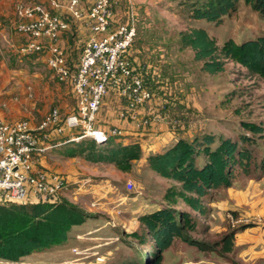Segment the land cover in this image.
<instances>
[{
    "label": "rangeland",
    "instance_id": "1",
    "mask_svg": "<svg viewBox=\"0 0 264 264\" xmlns=\"http://www.w3.org/2000/svg\"><path fill=\"white\" fill-rule=\"evenodd\" d=\"M132 1L136 13L134 17L135 20H138L141 32L150 33L149 36L153 34L154 36L150 38V40L156 39L159 44L157 47L158 52L156 53L160 54L158 55V59L149 61L148 59L150 57L140 56L138 61L142 63L140 66L145 67L147 72L146 77L151 82L154 83V81H152V75L158 73V69H160V71L162 70L160 74L167 80L168 86H164L162 82L157 83L162 86V91L161 95H154L153 100L160 103V105H158L159 111H153V113L160 112L158 113L161 115L159 117L166 123H164V127H168L172 141L176 138H180L176 133L179 131L177 127L181 124L180 120H184L185 118L190 120H186L181 126L184 128L186 127L187 131H190L192 135L214 132L216 134L224 133L230 137H236L241 133H245L240 125V122L243 120L264 125L263 78L252 77L248 79L246 71L242 67L233 64H228L223 74L214 77L209 76L203 73L200 65L193 61L190 52L186 51L183 54H177V47L173 46L167 49L164 45L166 44L168 35H176L181 31H185L192 25L206 28L218 45H222L224 41L230 38L234 39L236 42H243L252 38L264 36V21L257 13L242 0L241 3L238 4L237 10L230 16L223 17L221 23L204 21L195 23L191 21L192 19L190 18L189 2H191V0H182L179 2H171L170 0ZM25 2L43 3L40 0H0V20H10L9 18L12 17L9 16L16 12L17 6ZM7 13L8 15H6ZM3 25H5V28H3L4 31L1 32L2 29L0 30V78L2 79L0 85H2V82H4L5 85L3 87L0 86V96L4 98V102L0 107L1 109L5 106L9 108V101L13 98H20V100L24 99L25 95L21 94L23 88L25 89L24 92H30L34 97V90H32L33 83L30 77L35 72L42 74L49 73L43 56L37 54L25 55L22 53L21 47L26 43V38L15 30L13 22H3ZM159 35L163 36L161 41L157 39ZM12 45L15 46L13 47ZM143 57L144 59H142ZM153 68H156L155 71ZM49 74L51 75V73ZM33 78L38 79L39 77L34 76ZM176 81L182 84L183 90L192 86L189 90L185 89L188 98L187 102L189 104L186 109H179L172 105L171 95L175 92L173 82ZM12 87L15 88L16 93L12 92ZM48 89L49 91H55L53 82L49 84ZM68 91L70 90L68 89ZM230 95H232V97H230L226 107H223L221 105L222 101H225ZM69 96L71 95L68 94L65 98ZM45 98L47 99V96H45ZM163 100L168 101L165 109ZM24 102H26V100H24ZM56 104L60 105V103L56 101L52 102V100L43 99L41 102L39 101L38 106H44L48 111ZM70 105L75 106V104H71V102ZM105 106L106 100L101 110H104ZM4 111H7V109ZM179 112L184 113L186 116L181 113L179 115ZM101 116H99V119H101ZM61 117L64 118L62 113ZM42 118L43 117L39 118L38 121H41ZM156 120H158V117L153 118L152 124ZM223 121L227 122L224 123ZM99 125H102L103 128H101V126L100 128L106 131H110L113 128V126L102 120ZM181 132L183 133V131ZM190 134L183 133V136H189ZM70 138L71 136L69 139ZM87 140L91 139L83 138L80 141L68 140V142L59 147L61 150L58 152L61 153L63 148H69L74 146V144ZM249 147L259 159L264 156V141L262 139L258 138L255 143L249 145ZM147 148L145 154H150L153 150V144H148ZM59 153H57V151L45 153L48 155L51 154L49 155V161H51L52 166L60 165L61 160H59ZM63 156L67 157L66 155ZM77 160L79 162L85 161L83 158H77ZM78 161L74 162L75 165H77ZM78 165H80V168L83 170H87L88 176L86 175L85 178L91 176L99 179L107 178L112 182L111 184H102L101 188L96 193L97 197H94V202L103 197L104 199L107 198L105 200H107L108 203L103 207H99L101 210H95L92 207L93 210L88 208L87 211L90 215L86 222L72 228L70 237L64 244L36 251L17 263L0 260V264H143L145 254H147L150 261L154 248L137 243L130 235L136 231L141 232L138 224V215L144 210H149L152 203L159 204L161 202L159 195L166 183L158 179V176L155 175L153 170L147 167L144 162L138 163L139 166L136 165L140 171L134 174L131 173L129 176L121 175V173L119 174L113 169L112 165L109 164L102 163L93 165L88 162V165H85V163ZM91 166H95V168H93L94 171ZM63 175L67 177L65 174ZM127 177L128 179H126ZM247 179L248 178H239L236 180V184L233 185L234 190H243L242 188H245L248 184L246 183L248 182ZM262 179V188H264V177ZM122 180L125 181L122 182ZM100 181L101 180H98V182ZM95 182L96 181L92 180L91 186H95ZM128 182L133 185L131 191L127 189ZM149 182H152V185H150L148 189L146 186ZM110 187L112 188L110 189ZM258 187L259 186H257V188ZM259 190L257 194L261 192V187ZM95 192L96 190L94 193ZM117 194L123 196L115 198ZM222 194L223 193H220V196H222ZM214 196L215 194H210L205 199V202L208 203L212 201ZM92 199L91 196V202L93 201ZM119 199H122L125 203L119 205ZM180 209H184V206H181ZM118 212L122 214L117 215ZM227 215H229L230 221L228 228L234 229L236 225L242 224L236 223L235 219L230 218V216L234 217L232 212H227ZM199 220V231L192 234V237L197 241L205 243L207 246H215L214 244L221 239L222 235L209 231L211 224L209 222L207 223L208 220ZM136 221L137 223H135ZM101 227L103 228V230L99 231L101 235L106 233L112 237H106L108 238L107 240H102L100 242L93 241V239L90 241L88 240L90 236H84V233ZM78 233L81 236L83 235L84 238L76 239ZM103 242H106V244L97 246L89 251L86 250V253H75L74 251L77 249L83 251L82 249L92 248ZM175 242L176 243L173 244L171 248L175 246L178 241ZM148 243L150 244V242ZM187 245L188 246L177 244V249H175V247L171 249L173 255L172 253L166 252L165 260L162 264H185L188 263V261L194 260V256L189 253L192 252L189 247H193L199 251L202 249L188 243ZM208 249L210 251L207 252H220V247L218 245L214 248L215 251L212 248ZM185 250L188 251L186 252ZM96 251L99 252V255H92L93 252ZM176 251L177 253L180 252L183 254L182 257L184 262L177 260Z\"/></svg>",
    "mask_w": 264,
    "mask_h": 264
},
{
    "label": "trees",
    "instance_id": "2",
    "mask_svg": "<svg viewBox=\"0 0 264 264\" xmlns=\"http://www.w3.org/2000/svg\"><path fill=\"white\" fill-rule=\"evenodd\" d=\"M84 1L81 0V2ZM241 1L191 0L189 2L191 21L221 23L223 17L230 16L237 10ZM243 1L264 21V0ZM161 37L163 36H158L159 39ZM165 46L168 49L177 47V54L190 52L193 61L199 64L201 71L209 76L223 74L227 65L233 64L242 67L248 79L252 77L264 79V36L243 42H236L230 38L222 45H218L206 28L192 25L176 35H168ZM153 69L155 71L156 68ZM161 72L162 70L158 69V73L152 75L154 83L147 79L153 95H161L162 86L157 83L162 82L164 86H168ZM173 83L175 92L171 95L172 105L179 109H186L189 104L185 89L189 90L192 86L183 90L180 82ZM230 97L232 95L222 101L223 107H226ZM167 104L168 101L163 100L164 109ZM72 112H76V108ZM186 120L190 119H182L180 123L183 124ZM7 121L11 122V120ZM99 124L100 119L97 123L98 127H100ZM181 124L177 127L179 131H175L180 138H176L174 143L159 151L152 152V150L150 154H145L148 146L145 149L143 141L117 143V137L122 134L109 135L108 140L102 144L91 139L69 148L65 147L62 151L69 159L83 158L85 162L93 165L109 164L114 170L125 175L132 173L137 162L146 159L147 166L151 170L170 181L169 186L163 191L158 208L150 212L143 211L138 215L141 232L136 231L130 235L137 243L154 248L150 261L147 254L144 255L143 264H162L165 253L176 243L175 241L186 245L188 243L206 251H210L208 248L214 250L218 245L220 254L231 253L237 231L247 227L243 223L234 229L229 228L230 230L228 229L222 235L221 239L214 244L215 246H207L192 237V234L199 231V219L205 220L210 215L207 205L210 202L206 203L205 199L210 194L216 195L223 189L233 187L239 178L255 179L264 175V156L259 159L249 147L258 138L264 141L263 124L243 120L240 125L245 133L236 137L208 132L189 135L186 138L183 133H186L187 128L182 127ZM151 126L152 124L139 128L143 134L142 137L149 132ZM52 132H56V129H49L46 133L50 135ZM70 132H75L73 135L81 134L76 130H68L65 132L67 134L61 138L62 142H68L69 137L72 136ZM36 133L41 138V132ZM41 144H43L42 140ZM36 168L51 171L37 164ZM67 178L71 180L68 176ZM98 180L101 181L98 182ZM93 181H96L95 186L112 183L107 178H93ZM117 196L123 195L117 194ZM181 206H184V209H180ZM233 214L237 216L236 212ZM89 215L64 195L59 196L54 203L19 204L0 201V260L17 263L36 251L64 244L68 240L71 229L85 223Z\"/></svg>",
    "mask_w": 264,
    "mask_h": 264
},
{
    "label": "built area",
    "instance_id": "3",
    "mask_svg": "<svg viewBox=\"0 0 264 264\" xmlns=\"http://www.w3.org/2000/svg\"><path fill=\"white\" fill-rule=\"evenodd\" d=\"M114 3L115 0H96L86 9L81 0H69L66 5L68 17L52 11L58 7L56 0H50L49 7L27 2L17 6L16 30L26 38L22 53L46 54L48 68L56 80L72 88L77 105L76 112L64 118L58 108H53L37 128H33L28 120L0 121L1 202L54 203L73 185L78 184L79 189L85 186L89 182L87 179L77 183L63 174L37 169L36 159L52 148L45 144L49 129H56L58 134L76 130L81 134L73 135L70 141L90 138L99 144L106 142L109 135H120L122 131L117 127L106 131L97 126L101 109L110 95L121 100L122 119L138 128L151 125L153 118L160 116L146 111L154 95L147 82L145 67L135 66L130 58L137 36L135 17L112 28ZM71 20L81 22L90 31L76 65L71 64L67 52L59 45L60 36L70 28ZM36 132H41V138ZM127 186L129 191L133 189L130 182ZM105 199L93 201L92 206H105L108 203ZM118 201L119 205L125 203L122 199ZM230 218L236 223L245 222L241 218Z\"/></svg>",
    "mask_w": 264,
    "mask_h": 264
},
{
    "label": "crops",
    "instance_id": "4",
    "mask_svg": "<svg viewBox=\"0 0 264 264\" xmlns=\"http://www.w3.org/2000/svg\"><path fill=\"white\" fill-rule=\"evenodd\" d=\"M40 1L43 2L42 4H45L48 7L50 6V0H40ZM56 1L59 3L58 7L56 10H52V11L56 12L59 15H62L63 17H66L67 16L66 5L69 0H56ZM95 1L96 0H85L84 2H81V4H82V7L88 9L92 7ZM31 4H37V3H31ZM8 13L6 15H8ZM135 14H136L135 6L132 0H120V1L115 0L114 19H113L112 28H115L119 26L120 24L127 22L130 19V17L134 16ZM9 17H12V18H9L10 20H0V30L2 29L1 32H3L4 31L3 28H5V25H3V22L7 23V21L13 22V27L16 30V22H17L16 12L12 13V15ZM136 25H137L138 32H137L134 45L130 51V58L133 64L139 67L142 64L141 62L138 61L140 56L150 57L148 60L153 61L152 59H158V55L160 54L159 53L156 54L158 52L157 47L159 46V44L157 45L155 44V43H158L156 39L150 40V38H152L154 35L151 34L149 36L150 33L141 32V29L138 24V20H136ZM89 34H90L89 29L85 27L81 22H78L75 20H71L70 28L61 34L60 39H59V45L63 49H65V51L67 52L69 61L71 62V64L76 65L79 62L82 50L84 48L86 41L88 40ZM162 38L163 37L159 39L157 37V39H159L160 41L162 40ZM12 46L14 47L15 45H12ZM37 55L43 56L44 61L46 63V54H37ZM144 57L142 59H144ZM48 72L51 73V75L49 73H44V74L38 73V72L33 73L30 79L32 80L31 82L33 83L32 90H34L33 91L34 97L32 96L30 92L28 93L24 92L25 89L23 88L21 94L25 95L24 99L20 100V98H13L11 101H9L10 102L9 108L8 107L6 108L5 105L3 109L0 108V121H7V120L14 121V120L25 119L30 122L32 127H38V125L41 124L44 118L55 107L61 110V113L64 116L72 113V110H74L75 106L77 105L72 88L56 80L53 72L49 68H48ZM34 76H38L39 78L34 79L33 78ZM1 80L2 79L0 78V82ZM51 82L54 83L55 91H49L48 89V86ZM4 85L5 83L2 82V85L0 86L3 87ZM68 89L70 91H68ZM12 92L16 93V90L14 87H12ZM68 94H70L71 96L65 98V96H67ZM45 96H47V99L52 100V102L56 101L60 103V105L58 104L53 105L52 108L48 111L45 109L44 106H38L39 101L41 102L43 99L47 100ZM24 100H26V102H24ZM3 102H4V98L0 96V107L2 106L1 104H3ZM70 102L71 104L74 103L75 106L70 105ZM158 105H160V103H157L154 100L153 102L148 104L146 111H148L151 115L154 116L160 113V112L153 113V111H159ZM122 108H123V105L121 103V100L118 97L114 96V94H112L106 99V106L100 114V116L102 115L100 122L101 120L105 121L109 125L113 127H117L122 131L121 133L122 135L117 137L118 139H116L117 143L126 144L129 142L143 141L144 142L143 146L145 147V149L148 146V144L151 143L153 144L152 152H156L175 142V140L172 141L169 129L167 126L164 127L165 122H163L164 120H161L160 117H158V120L153 122L149 132L146 133L142 137L143 135L142 132L134 123H131L126 119H122L121 117ZM5 109H7V111H4ZM41 117H43L42 120L38 121L39 118ZM100 126L101 128H103L102 125ZM67 133L59 135L56 132L54 133L52 132L49 135V137L46 139L47 144L51 145L52 148L46 153H49L51 151L52 153L54 151L55 152L57 151V153H59L58 151L61 150V148L59 147H61L62 144L66 143L65 141L62 142L61 138L63 137V135L65 136V134ZM74 133L75 132H70L72 136ZM186 133L190 134L189 132H186ZM190 136H193V135L190 134ZM184 137L186 138L187 136H184ZM52 142L54 145L51 144ZM62 151H64V149H62ZM62 151L61 153H59V160H61L60 165L52 166L51 161H49V155L51 154L48 155L45 153L42 154V157H38L36 159V164L41 166V168H46L48 170H51L50 172L65 174L71 180H73V182L78 183L80 180L87 179V181L89 182L85 186H83L81 189H79L78 184H75L64 194V196L67 197L72 203L84 209L86 212H88L87 211L88 208H90L91 210L93 209L101 210V208L92 206L94 197H97L96 193L101 188V185L91 186V181L93 180L92 179L93 176L85 178L87 175V170H83L82 168H80V165H78L82 163H85V165H88V163L85 161L79 162L77 158L69 159L63 156L64 154L62 153ZM75 161H78L77 165H75L74 163ZM143 162L147 166L146 159L137 162L132 171L133 174L137 171H140L138 169V166H139L138 163H143ZM136 165L138 166L136 167ZM118 173L120 174V172ZM153 173L155 172L153 171ZM121 175L129 176L130 174H126V175L121 174ZM155 175L158 176V179L166 183L164 189L167 186H169L170 181L162 178L157 173H155ZM263 177L264 176L255 178V179H247L248 182L246 183L248 184L246 185L245 188H242L243 190L235 191L234 186L229 189H223L221 190V192H218L219 194L217 193L215 195V198L212 201H210V203L207 204L210 210V216L205 218V220H208L207 223L209 222L211 224L209 231L213 233L223 235L224 233L228 231L229 229L228 225L230 221H229V215H227V212H232V214L236 212L237 216L233 214L235 218H241L245 220L243 224L247 225V227L245 229H241L237 231V234L235 236L233 251L229 254L222 255L217 251L215 252H207L205 250L199 251L193 247H189V249L192 250V252H189V253L190 255L194 256L193 257L194 260L188 261V263H192V264H204V263H207V264H264V188H262V181H263L262 178ZM126 179H128V177ZM107 184H111V183H107ZM150 185H152V182H149L146 187L149 189ZM257 186L259 187L257 188ZM260 187H261V192L257 194L258 191H260L259 190ZM164 189H162L159 195L160 198H162ZM95 190L96 192L94 193ZM220 193H223L222 196H220ZM91 196L93 198L92 202H91ZM156 208H158V204L152 203L150 205L149 210H144V211L150 212ZM101 230H103L102 227L99 229L97 228L92 229L90 232L84 233L85 234L84 236L85 237L90 236L88 238V240L90 241L91 239H93V241H100V242L102 240L104 241L107 240L108 238L106 237H112L106 233L101 235L99 233V231ZM69 237H70V233H69L68 239ZM83 238H84L83 235L81 236L79 235V233L76 236V239H83ZM105 244L106 242L105 243L103 242L102 244L100 243L99 245L93 246L92 248L82 249L83 251H79L78 249L77 250L79 253H82V252L86 253V250L89 251L90 249H93L97 246H102ZM177 244H181L183 246L186 245L180 241L177 242ZM176 245L173 246L172 248L175 247V249H177ZM172 248H170L167 251V253H172L173 255V251L171 250ZM92 255H99V252L98 251L93 252ZM176 256L178 258L177 260L184 262L182 253L179 252L176 254ZM188 263H185V264H188Z\"/></svg>",
    "mask_w": 264,
    "mask_h": 264
},
{
    "label": "clouds",
    "instance_id": "5",
    "mask_svg": "<svg viewBox=\"0 0 264 264\" xmlns=\"http://www.w3.org/2000/svg\"><path fill=\"white\" fill-rule=\"evenodd\" d=\"M78 136V135H77ZM72 137V136H71ZM69 141H70V139H69Z\"/></svg>",
    "mask_w": 264,
    "mask_h": 264
}]
</instances>
